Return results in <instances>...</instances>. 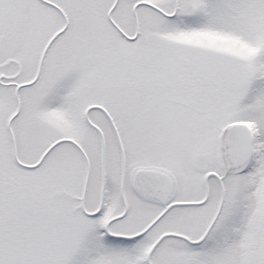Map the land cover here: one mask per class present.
Wrapping results in <instances>:
<instances>
[{"label": "snow or ice", "instance_id": "snow-or-ice-1", "mask_svg": "<svg viewBox=\"0 0 264 264\" xmlns=\"http://www.w3.org/2000/svg\"><path fill=\"white\" fill-rule=\"evenodd\" d=\"M0 264H264V0H0Z\"/></svg>", "mask_w": 264, "mask_h": 264}]
</instances>
